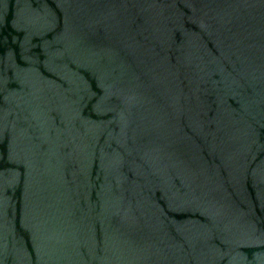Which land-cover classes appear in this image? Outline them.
<instances>
[{"label":"water","instance_id":"obj_1","mask_svg":"<svg viewBox=\"0 0 264 264\" xmlns=\"http://www.w3.org/2000/svg\"><path fill=\"white\" fill-rule=\"evenodd\" d=\"M0 264H264V0H0Z\"/></svg>","mask_w":264,"mask_h":264}]
</instances>
